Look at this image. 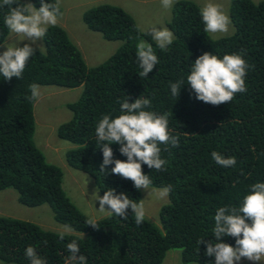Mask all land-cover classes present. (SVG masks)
Returning <instances> with one entry per match:
<instances>
[{"label": "trees", "instance_id": "1", "mask_svg": "<svg viewBox=\"0 0 264 264\" xmlns=\"http://www.w3.org/2000/svg\"><path fill=\"white\" fill-rule=\"evenodd\" d=\"M31 2L40 6V0ZM200 9L192 0H176L166 23L174 40L163 51L123 8L110 3L93 6L83 12L86 26L107 40L123 41L107 59L88 66L66 30L56 25L48 28L42 39L44 50H37L28 61L21 79L7 81L0 76V190L14 188L18 201L26 206L48 204L55 221L74 231L61 241V231L0 215L2 264H30L25 256L29 245L47 264H66V245L72 240L78 242L86 264H161L174 248L181 249L183 264H215L214 256L205 255L207 245L197 241L215 239L212 229L219 207L239 206L250 185L264 182V0H230L234 32L218 38L204 31ZM8 11L7 6L0 8V40L9 34L3 22ZM141 39L153 44L159 60L143 78L136 57ZM204 52L221 58L243 52L254 65L245 77L247 91L236 93L231 102L212 105L196 99L185 83L180 95L173 96L170 82H186L193 62ZM32 83L81 87L79 97L67 103L71 118L56 133L73 145L65 151L66 163L90 175L102 196L114 188L116 194L126 192L137 202L141 197L131 180L110 172L114 164L108 166V175L99 171L103 151L95 128L102 115H120V103L127 96L130 103L140 96L149 98L152 103L147 110L168 114L169 129L178 136L179 146L169 152L160 145L162 158L168 160L166 171L142 166L150 186H172L168 202L158 212L160 226L147 219L137 226L130 208L126 220L110 212L96 219L98 230L85 224L89 216L64 191L61 168L47 162L34 144L35 101L25 99ZM110 146L114 158L127 159L119 151L120 144ZM213 151L234 156L236 165H218L211 157ZM224 240L235 246L234 237Z\"/></svg>", "mask_w": 264, "mask_h": 264}, {"label": "clouds", "instance_id": "2", "mask_svg": "<svg viewBox=\"0 0 264 264\" xmlns=\"http://www.w3.org/2000/svg\"><path fill=\"white\" fill-rule=\"evenodd\" d=\"M176 0H161L165 9H171ZM7 6L9 11L4 16V25L10 34L18 37L15 44L9 42L7 37L0 40V48L6 50L0 52V76L11 81L13 77L22 78L28 61L40 49L39 42L46 36L50 26H56L60 16V0H40V6L36 7L31 0H0V8ZM204 31L209 34L227 33L231 19L224 11L223 6L209 2L200 9ZM2 35V34H0ZM144 35L150 36L156 47L166 51L173 43L174 34L167 27L152 26L144 31ZM27 40L21 46V42ZM137 62L142 69L139 72L141 78L147 77L159 63L153 44L146 40H139L136 45ZM243 52H236L220 56L204 52L192 64L190 74L184 79L170 82V90L173 96L180 95L185 83L196 94V99L212 105L231 102L236 93L246 92L245 77L250 68ZM30 95L25 99L29 102L37 101L41 97L40 86L32 83L29 86ZM127 96L120 103V115L115 118L111 113L104 114L98 120L95 128L97 142L103 151V161L99 171L109 174L108 166L114 164L110 172L131 180L137 190H148V196L155 194L160 200L166 199L172 186L149 191L151 179L143 172V165L157 171L167 170L168 160L162 158L160 147L165 145L163 151L179 146L178 136L172 135L169 129L168 114H158L147 110L151 107V99L140 96L135 102L130 103ZM113 143L120 144V153L127 157L126 160L114 158ZM212 159L224 168L234 167L236 158L225 157L217 151L211 153ZM99 210L108 209L123 219L128 218L129 208L132 210L137 226L142 225L146 219L144 199L130 198L126 192L116 194L114 188L107 190L103 196L97 194ZM86 225L99 229L100 224L95 217H89ZM59 232V239L64 240L67 234ZM215 239H200L199 245L206 244L205 255L215 257V264H238L242 259L253 262H264V182H256L250 185V191L243 198L239 206L225 204L218 208L214 216L212 229ZM225 237H234L235 246L225 242ZM214 241V242H213ZM69 256L66 264H86L84 255L80 254V246L76 240L66 245ZM25 256L30 264H47V260L41 257L35 247L29 245L25 250Z\"/></svg>", "mask_w": 264, "mask_h": 264}, {"label": "rangeland", "instance_id": "3", "mask_svg": "<svg viewBox=\"0 0 264 264\" xmlns=\"http://www.w3.org/2000/svg\"><path fill=\"white\" fill-rule=\"evenodd\" d=\"M201 8L209 3H217L223 6L229 15L230 0H192ZM255 2L259 0H253ZM27 2V0H26ZM110 3L117 5L132 15L136 24L142 31L150 30L152 26L167 27L166 23L171 18V9H165L161 0H60L61 14L57 25L63 27L71 41L77 45L88 66L101 63L113 54L123 43L121 40H107L102 35L89 29L83 21V12L93 6ZM168 28V27H167ZM169 29V28H168ZM170 30V29H169ZM234 32L231 22L227 33L209 34L212 38L230 35ZM9 42L15 44L18 37L8 34ZM28 43L21 42V46ZM40 49L44 50L43 40L39 42ZM6 49L0 48V51ZM39 50V48H37ZM41 51V50H40ZM41 97L34 103L35 130L33 135L34 144L39 148L49 163L59 166L63 172L62 187L71 201L87 216L99 219L109 213L108 209L103 212L99 210V193L93 179L87 173L70 167L65 161V151L73 145L60 139L56 133L57 127L71 118L72 112L67 103L75 101L80 93L81 87L63 88L55 85H39ZM161 188L150 186L149 191ZM144 199L146 219L158 226V212L160 207L168 202L157 199L153 195L148 196V190H140ZM100 196H102L99 193ZM0 215L31 221L41 227L52 231H74L65 225L58 223L53 218L51 208L43 203L37 206H26L18 201V193L14 188L8 187L0 190ZM0 264L2 262L0 261ZM161 264H183L181 261V249H170ZM198 264V263H189ZM238 264H264V262H253L242 259Z\"/></svg>", "mask_w": 264, "mask_h": 264}]
</instances>
